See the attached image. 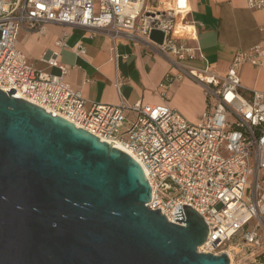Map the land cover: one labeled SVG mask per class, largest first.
I'll use <instances>...</instances> for the list:
<instances>
[{
  "label": "built area",
  "instance_id": "2783aa9c",
  "mask_svg": "<svg viewBox=\"0 0 264 264\" xmlns=\"http://www.w3.org/2000/svg\"><path fill=\"white\" fill-rule=\"evenodd\" d=\"M153 1L0 0V89L7 92L13 87V96L68 119L100 140L121 143L150 184L149 208L159 209L175 223L182 215L174 213L177 209L183 213L186 205L203 217L207 234L201 252H225L230 261V252L222 246L240 234L243 246L256 256L254 249L262 243L258 227H264V90L245 89L235 67L246 61L261 65L264 36L237 53L224 73L196 68L185 63L197 50L187 43L195 37L189 0ZM244 1L249 8L264 9V0ZM49 23L102 32L112 48L116 40L125 39L163 56L171 66L164 88L184 77L191 79L203 91L204 112L192 122L165 101L87 100L63 79L66 70L58 61L59 49L66 45L63 39L40 54L43 67L29 62L18 46L21 31L43 33ZM154 30L163 32L161 42L151 37ZM76 51L83 52L84 47ZM54 66L62 69L61 75L51 72ZM119 84L114 82L117 88ZM162 96L166 97L164 91ZM130 112L134 119L126 121L125 114ZM247 187L251 193L246 196ZM253 219L254 226L243 230Z\"/></svg>",
  "mask_w": 264,
  "mask_h": 264
},
{
  "label": "water",
  "instance_id": "95a60500",
  "mask_svg": "<svg viewBox=\"0 0 264 264\" xmlns=\"http://www.w3.org/2000/svg\"><path fill=\"white\" fill-rule=\"evenodd\" d=\"M14 91L0 89V264H230L197 250L207 225L193 207L175 223L146 205L126 151Z\"/></svg>",
  "mask_w": 264,
  "mask_h": 264
},
{
  "label": "crops",
  "instance_id": "0c3cea01",
  "mask_svg": "<svg viewBox=\"0 0 264 264\" xmlns=\"http://www.w3.org/2000/svg\"><path fill=\"white\" fill-rule=\"evenodd\" d=\"M189 2L188 17L195 22V37L187 43L197 50L194 58L185 60L188 65L224 73L237 53L246 51L264 36L261 30L264 9L249 8L244 0ZM25 36L38 41V58L43 51L56 48L59 39L65 41L58 56L59 64L66 70L63 79L89 101L110 104L120 98L129 104L165 101L193 122L198 121L205 110L200 85L184 77L164 88V76L171 66L163 56L148 52L140 44L119 39L112 48L109 37L102 32L92 33L82 27L55 23L45 25L43 33L26 32ZM18 46L27 56L19 41ZM78 46L84 47V51L77 52ZM262 65L264 57L261 65L246 61L235 67L245 89L264 90L257 86ZM50 70L56 75L62 73L59 66ZM116 80L120 83L118 88L114 85ZM162 91L166 97L162 96Z\"/></svg>",
  "mask_w": 264,
  "mask_h": 264
},
{
  "label": "rangeland",
  "instance_id": "374dc122",
  "mask_svg": "<svg viewBox=\"0 0 264 264\" xmlns=\"http://www.w3.org/2000/svg\"><path fill=\"white\" fill-rule=\"evenodd\" d=\"M26 32L21 31L18 37V41L20 43V46L28 53L27 59L29 62L33 63L36 67H43L44 64L39 61L38 58V41L33 39H27L25 36ZM258 80H257V86L261 89H264V65H262L258 70ZM126 121H131L134 119V114L132 112L125 114ZM193 122V121H192ZM124 128H120V132H123ZM252 183V179L249 176L247 179V184L250 186ZM251 193V189L247 187L245 190V195H249ZM255 220L249 221L247 225L243 227V230L251 229L254 224ZM262 222L264 224V216L262 217ZM258 231H260V235L262 237V243L256 247L255 255H250V249L247 246H243L242 240L240 238V234L236 235L230 242H228L226 245H223V249L230 252L232 255V259L230 260V264H264V227L263 225H260L258 227ZM239 242L240 245L236 247L235 243ZM200 246L197 247V250L200 251ZM235 246V248H233ZM215 251H218L216 249ZM213 254V252H211ZM218 255V254H217Z\"/></svg>",
  "mask_w": 264,
  "mask_h": 264
},
{
  "label": "bare ground",
  "instance_id": "6f19581e",
  "mask_svg": "<svg viewBox=\"0 0 264 264\" xmlns=\"http://www.w3.org/2000/svg\"><path fill=\"white\" fill-rule=\"evenodd\" d=\"M181 3V2H180ZM115 147H117V148H120V149H122V150H125L124 148H123V146H122V144L121 143H119V142H116V143H114L113 144ZM230 255V257H231V259H232V255L231 254H229ZM230 262V261H229Z\"/></svg>",
  "mask_w": 264,
  "mask_h": 264
},
{
  "label": "trees",
  "instance_id": "16d2710c",
  "mask_svg": "<svg viewBox=\"0 0 264 264\" xmlns=\"http://www.w3.org/2000/svg\"><path fill=\"white\" fill-rule=\"evenodd\" d=\"M264 256V255H263Z\"/></svg>",
  "mask_w": 264,
  "mask_h": 264
}]
</instances>
